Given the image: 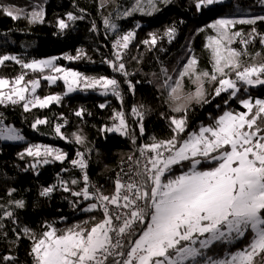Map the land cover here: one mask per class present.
<instances>
[{"label":"snow or ice","instance_id":"6c2138e0","mask_svg":"<svg viewBox=\"0 0 264 264\" xmlns=\"http://www.w3.org/2000/svg\"><path fill=\"white\" fill-rule=\"evenodd\" d=\"M192 2L197 12L202 13L226 0ZM171 3L172 0H132L129 6L117 5L113 12L102 17L105 30L115 36L113 58L103 63L123 77V82L116 76H88L58 66L57 57L25 61L16 55L0 54V66L11 61L24 70L11 80L0 78V104L20 105L25 113L59 104L63 98L60 94L44 97L37 94L41 80L50 84L63 81L66 86L63 95L97 90L100 95H111L121 102V108L114 109L109 118L112 123L100 131L128 139L133 149L127 158L128 167H121L112 181L111 194H105L104 186L91 181L88 170L94 149L87 147V138L79 132L71 133V137L84 150H77L71 159L59 148L38 143L29 144L18 153L20 159L32 158L25 171H37L55 162L71 166L62 167V172L79 171V178L70 181L58 174L57 183L42 188L39 195L49 197L59 188L75 198L69 200L74 209L83 205L79 210L92 214L64 228L44 223L39 233L27 226L13 229L17 240L24 237L30 240L28 255L32 264H264V99L246 95L252 88H264V33L255 27L264 22V15L220 16L198 28L196 34L207 33L204 44L207 68L201 67L190 43L184 62L171 73L161 65L159 73L153 74L155 81L149 83H156L161 107L165 109L159 114L167 122L169 136H153L149 141L139 142L146 135L145 120L150 109L142 104L128 111L123 107V85L134 95L136 85L142 83L130 79L133 73L127 70L124 61L136 30L121 32L116 21L136 13L152 16L163 10L161 5L168 7ZM73 7L76 12L57 18L55 26L59 32L87 18L86 9L76 4ZM101 7L103 4L97 5L98 14ZM0 11L14 21L46 22L45 9L39 4L31 12L12 6H0ZM237 25L253 27L244 33L236 29ZM90 30H97L95 22ZM176 32L174 25L169 26L162 37L149 33V39L140 43L151 50L163 37L171 43ZM257 42L261 51H249ZM237 43L240 47H233ZM258 57L261 59L257 62ZM63 58L80 60L86 54L77 49L75 56L65 54ZM133 59L139 62V58ZM28 71L41 75L28 80ZM189 83L193 88H188ZM222 95L226 97L222 113L211 118V123H201L197 129L189 130L188 114L193 103L204 106ZM233 100L242 111L231 109ZM106 106L99 105L101 109ZM216 107L219 109L221 105ZM84 113L80 109L74 114L83 118ZM128 115L135 118L134 126L128 123ZM49 123L47 117H37L31 128L39 131L40 125ZM64 127L56 123L53 131L59 139L72 143L73 139L62 131ZM0 141H25L19 129L4 123L2 114ZM14 192L15 189L8 192V207L0 205V235L4 238L7 233L2 231L3 221L17 224L14 209L26 208L23 199L11 198ZM2 259L5 264L9 261L14 264L16 257L6 255Z\"/></svg>","mask_w":264,"mask_h":264},{"label":"trees","instance_id":"16d2710c","mask_svg":"<svg viewBox=\"0 0 264 264\" xmlns=\"http://www.w3.org/2000/svg\"><path fill=\"white\" fill-rule=\"evenodd\" d=\"M132 0H111L105 3L104 0H0V6H12L14 9H24L27 12L33 10L34 5H41L45 9V23L29 24L27 19L12 20L0 11V54L16 55L25 61L39 60L49 57H57L56 63L66 69L78 71L88 76H116L123 82V77L113 73L111 67L103 63L106 59H111L113 48L112 44L115 36L107 32L102 23V17L108 16L116 9L117 5L127 7ZM84 8L88 16L83 21L59 32L55 26L57 18L65 17L68 12H76L73 5ZM103 4L100 14L97 5ZM123 7L120 10H123ZM162 11L152 15H141L136 13L126 19L116 21L121 32L136 30V38L130 45V50L124 57L127 70L133 75L131 80L142 81L136 85L133 95L129 92L127 85H123L124 102L123 107L126 111L134 105H145L150 109L145 120L146 135L140 138L139 142L149 141L150 137L168 138L169 130L167 122L160 118V112L165 109L161 107L159 93L157 92L154 73H159L161 65L168 68L171 73L184 62L188 52V45L191 44L192 51L200 59L203 68L208 67L207 53L204 49L207 33L196 34V30L220 16L240 17L264 15V3L261 0H226V2L214 6L211 11L205 10L198 13L192 0H172L168 7H163ZM183 21V23H181ZM95 22L97 30L92 31L91 25ZM137 25L139 27L137 28ZM175 26L177 29L174 40L169 43L166 37L158 40L157 45L149 50V47L140 43L149 39V33H157L163 36L165 28ZM252 25H237V30L247 33ZM255 27L264 33V22H258ZM233 47L239 48L240 45L234 44ZM163 49L161 51L160 49ZM77 49H82L86 58L69 61L64 59L65 54L75 56ZM249 51H261V46L257 42ZM133 57L139 58V62ZM261 58H257V62ZM23 69L20 65L11 61L6 65L0 66V78L14 79ZM40 73H30L27 79H34ZM188 88L193 86L189 83ZM211 91V86H207ZM64 85L61 81L49 85L41 80V87L37 94L41 97L49 94H60L63 96L59 104L53 103L48 108H34L25 113L20 105L0 104V114H2L6 125L15 127L25 136V141L20 143L0 141V205L9 206L10 197L8 192L15 189L12 199H23L26 208L23 210L14 209L18 221L13 224L10 220L3 221V232L7 233V238L0 235V264H5L3 257L11 255L16 257L14 264H32V258L28 255L31 242L24 237L17 240L13 229L22 227L32 228L37 233L42 232L41 227L44 223H55L57 227L75 224L88 219L89 215L74 209L69 200L75 199L68 193H64L57 188L49 197L39 195L42 188L56 184L58 174L64 180L73 177L79 178V171L62 172V167L71 168L67 163H50L41 166L37 171L29 169L25 171L32 158L25 156L24 159L18 157L29 144H42L59 148L68 154L69 159L75 156L77 150L83 151L84 147L77 145L71 133L79 132L87 138V147L94 149L90 154L91 164L89 175L91 181L105 187V194H111L113 183L117 172L121 167H126L128 156L132 152V146L128 139L115 133H103L100 129L105 125H110L109 119L113 115L114 109L121 108V102L114 96H102L97 90H87L86 92H75L71 95H63ZM246 95H251L254 99H264V88H252ZM226 97L212 100L210 104L201 106L193 103L192 109L188 114L189 130L197 129L201 123L207 125L211 123V118L219 116L224 110L222 101ZM211 99V97H209ZM101 104L107 106L103 109ZM217 104L221 107L218 109ZM233 110L242 111L240 105L235 101L230 102ZM84 109L83 118L75 116V111ZM90 113V115H89ZM47 117L51 123L40 125L39 131L31 128L32 122L37 118ZM62 117V119L60 118ZM130 125H135V118L127 116ZM66 122V123H65ZM56 123L64 124L62 131L73 139L72 143L59 139L53 126ZM139 137V130L136 129ZM71 186V185H70ZM87 202H85L86 204ZM99 217V213H95ZM23 236V233H20ZM237 245L236 247H239ZM217 251H220L217 249ZM222 255V252H221ZM8 264H13L9 261Z\"/></svg>","mask_w":264,"mask_h":264},{"label":"rangeland","instance_id":"374dc122","mask_svg":"<svg viewBox=\"0 0 264 264\" xmlns=\"http://www.w3.org/2000/svg\"><path fill=\"white\" fill-rule=\"evenodd\" d=\"M49 58H52V57H49ZM49 58H43V59H49ZM39 60H42V59H39ZM31 72L30 71H28V73H27V75L28 74H30ZM29 80H31V79H29ZM49 85H53V84H50L48 81H46ZM62 82V84L64 85V83H63V81H61ZM80 90H77L76 92H79ZM66 92V86L64 85V93ZM82 92H86V91H82ZM73 93H75V92H73ZM73 93H70V94H68V95H71V94H73ZM2 142H7V141H2ZM12 143H20V142H12Z\"/></svg>","mask_w":264,"mask_h":264},{"label":"built area","instance_id":"2783aa9c","mask_svg":"<svg viewBox=\"0 0 264 264\" xmlns=\"http://www.w3.org/2000/svg\"><path fill=\"white\" fill-rule=\"evenodd\" d=\"M133 151V150H132ZM131 154H132V152H131ZM128 167V163H127V165H126V167L125 168H127Z\"/></svg>","mask_w":264,"mask_h":264}]
</instances>
